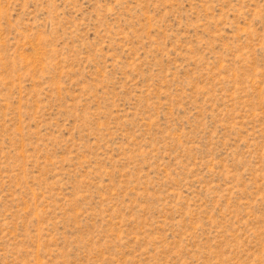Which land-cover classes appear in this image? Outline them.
<instances>
[{"label":"rangeland","instance_id":"obj_1","mask_svg":"<svg viewBox=\"0 0 264 264\" xmlns=\"http://www.w3.org/2000/svg\"><path fill=\"white\" fill-rule=\"evenodd\" d=\"M0 264H264V0H0Z\"/></svg>","mask_w":264,"mask_h":264}]
</instances>
